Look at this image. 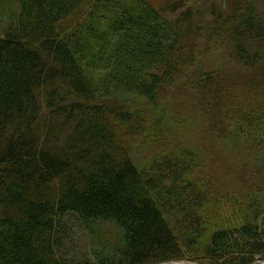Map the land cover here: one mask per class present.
I'll list each match as a JSON object with an SVG mask.
<instances>
[{
  "label": "trees",
  "instance_id": "trees-1",
  "mask_svg": "<svg viewBox=\"0 0 264 264\" xmlns=\"http://www.w3.org/2000/svg\"><path fill=\"white\" fill-rule=\"evenodd\" d=\"M16 1L0 35V264H262L264 0L201 21L193 0ZM195 119L213 143H256V181L219 186L188 143ZM65 219L92 257L60 252ZM105 223L118 235L91 240Z\"/></svg>",
  "mask_w": 264,
  "mask_h": 264
},
{
  "label": "rangeland",
  "instance_id": "rangeland-1",
  "mask_svg": "<svg viewBox=\"0 0 264 264\" xmlns=\"http://www.w3.org/2000/svg\"><path fill=\"white\" fill-rule=\"evenodd\" d=\"M16 1V0H15ZM14 0H0V35L4 34L5 27L8 24V18L10 15L15 14L19 8V3ZM156 7L164 5L165 2H173L174 0H150ZM222 0H193L194 5H197V15L194 21H201V19L209 18V9L213 4L220 6ZM222 58V57H220ZM213 59V58H210ZM200 60H201V49H200ZM223 68L228 71H236L231 69L229 66L223 65ZM263 73L262 69L253 71L251 73H245L249 75V78H261ZM171 92L174 95L175 102L177 105L182 104L187 109H195L190 103L185 101L177 89L172 88ZM207 124L206 118L202 116ZM194 127L188 131V143L190 146L195 147L199 154L206 156L208 165L212 168L216 179L218 180L219 186L225 189H231L233 191L239 189L245 180L256 181L254 177L255 167L249 161L248 153L255 151V144L248 147L241 146L234 142H239L237 138H222L213 143L209 133L197 128L203 126L202 120L195 119L191 123ZM242 170L249 172V175L244 174ZM67 222L64 226L67 227L66 233H69V241H65V245L60 252L65 255L67 254L73 258H89L93 256V249L96 245L90 243L89 232L81 223L78 221H71L65 219ZM117 236L118 230L109 225V223L98 224L92 232L91 240L96 238H103L109 236ZM61 255V254H59ZM190 261H181L180 264H189Z\"/></svg>",
  "mask_w": 264,
  "mask_h": 264
},
{
  "label": "water",
  "instance_id": "water-1",
  "mask_svg": "<svg viewBox=\"0 0 264 264\" xmlns=\"http://www.w3.org/2000/svg\"><path fill=\"white\" fill-rule=\"evenodd\" d=\"M189 264H196L195 262H188ZM264 263V262H263Z\"/></svg>",
  "mask_w": 264,
  "mask_h": 264
}]
</instances>
